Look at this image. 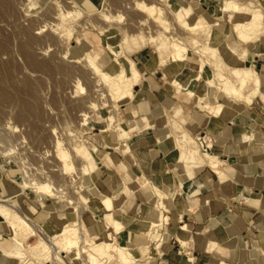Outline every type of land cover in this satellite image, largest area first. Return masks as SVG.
I'll list each match as a JSON object with an SVG mask.
<instances>
[{
  "label": "bare ground",
  "instance_id": "1",
  "mask_svg": "<svg viewBox=\"0 0 264 264\" xmlns=\"http://www.w3.org/2000/svg\"><path fill=\"white\" fill-rule=\"evenodd\" d=\"M146 1L134 0V2H130L132 4L129 8L141 13V17L137 16L138 21L136 17L135 20L131 21L132 24L134 22L138 24V26H135L138 30L129 37L132 36L137 42L138 49L148 45L153 47V53L157 57L154 55L153 58L147 61V67L155 63L156 67L151 69L152 72H156V69L168 68L161 75L163 87L166 90H172L175 94L182 92L186 99H193L191 107L193 108L192 110H195L194 115L198 116V112H203L205 115L201 125L209 128L208 130H215L218 127L217 123L221 122L218 118L225 116L228 111L235 116L240 108L250 105L254 101L264 104V87L262 86L264 70H257L254 64L246 63L249 51L258 49L262 44H260L261 39L264 37V6L261 0H208L206 1L207 3L213 2L211 12L215 15L214 18L204 12L198 1L197 4H192L188 0ZM69 2L67 1L69 4L73 3L80 13L76 14L73 10L64 12L68 18L58 22V25L61 24L60 26L55 25V27H59L55 28L56 34L61 37L64 36L69 42L74 36L73 32L76 27L82 30L85 27L84 22L81 24L77 22L80 14L82 15V11L87 14H96L103 21L110 22L108 24L111 26L114 20L117 21L121 17L104 11L101 7L104 0H69ZM41 3L42 0H29V6L26 7V4V8H24L26 10L24 11L27 14V12L40 7ZM54 3L57 4L58 2L55 1ZM52 12L54 13V11ZM223 22H229L231 26L229 29L220 31V25ZM90 24L92 27H89L96 30V34L91 40L93 43H99V35H103L104 28L92 24V20ZM114 26L117 28L118 33H115L117 35L109 38L103 35L104 39H113L114 37L120 39L116 43L107 40L104 42V48L107 50L111 62L108 60L99 61V53L92 52L90 50L91 46L87 47L83 52V60L81 61L82 65L84 61L85 67L88 68L85 69L96 79L93 85L95 83L99 84L101 87L99 89L103 90L100 95L109 97L105 101L109 107L113 108L111 109L112 111L119 110L120 106L117 102L123 100L133 102L137 95L135 87L144 82L143 73L131 56L132 51L127 50L123 44V37L126 34H124L122 29L118 28L119 25ZM145 26H147V30L143 28ZM118 35H121V37ZM84 36L85 34L82 32L77 34L80 39ZM232 36L236 39H231ZM157 49H159V52ZM66 51H64V54H66ZM31 54L25 55L30 61L29 64L35 63L37 60H33L34 57L32 59ZM162 54L163 56H161ZM253 55L261 54L257 52L253 53ZM158 56L161 57L159 58ZM74 62H78V60H74ZM39 64L40 66L42 65L41 63ZM185 66L191 72L179 79L178 76L183 73V67ZM205 66L212 71V76L204 80L208 87L214 88L211 94L206 91L199 93V90L194 91L189 87L192 81L201 79ZM65 69L68 68L66 67ZM79 80L77 79L76 82ZM79 84L76 87L80 89ZM219 95L223 96L227 102L220 101L218 99ZM231 104H234L237 108H229ZM146 109H148V106L145 98L138 101L135 105H128L126 111L132 119L126 125L123 124L125 121L122 118L117 119L114 111L107 116L105 118L106 129H103V131L112 129L116 131V127L119 124L125 128V134L122 131H118L117 135L115 134L118 140L117 144L103 145L112 150L117 151L118 149L122 156L131 154V147L127 144L129 140L127 134L133 135L132 133H134V136H136L143 131L154 130L156 127L154 121L148 118L149 109ZM80 115L83 123L88 121L87 113L84 112ZM160 118L162 121H159V123L162 122L164 126L158 128V130H163L164 132L157 135V142L162 143L171 139L169 141L171 142V148L177 150L175 166L172 169L177 173V189L182 188L186 181L195 179L197 170L205 166L216 175L219 183H225L230 179L227 160L220 158L213 151L211 142L206 141L209 150L203 149L199 135H192L189 125H187V113L184 111L182 103H172L167 110L163 111ZM142 135L140 136L141 139L143 138ZM249 140L250 135L244 133L237 138L236 143L242 151H248L251 147ZM3 141V138L1 140L0 137V146ZM61 141L58 138L55 141L56 153L54 155L59 161L57 162L60 167L57 164L54 165L58 166L57 168H59L61 175L62 173H75L74 178L76 177L80 180L76 183L78 185L74 189L69 184H66L65 178V181H62V183L57 182V184H53L52 180L50 181L47 177V179L34 178L35 176H30L28 166L26 167L25 165L23 166L24 176L18 183L26 192L46 194L56 204L62 203L63 205L64 203V207L60 210H56L52 204L48 205L46 210H44L45 212L41 214L43 217L55 214L54 220L61 223L58 230L47 229L48 225L46 222L41 225L35 223L24 214L25 212L21 211L19 206L10 201L12 199L11 195H0V217L8 228L6 234L12 242L10 245H15L14 250L11 252L12 257L17 259L25 257L21 264H46L48 262L51 264H67L63 259V254L71 252L73 253V260L80 261L82 264H137L138 258L134 255V249L131 248V245L120 244L116 237V234L122 232L124 227L129 225L133 215L126 211L123 205L124 199L129 200L133 196V188L125 182L123 176V172L127 170L126 164L121 161V170L116 173L115 181L111 184L105 179H101L99 170H94L91 163L82 160L78 166L75 165V158L80 160L84 157L83 153L77 154L80 147L64 148L61 146ZM6 151V149L0 150L1 158L8 155ZM60 179L62 180L63 178ZM71 182L73 183L74 181ZM143 184L148 188L147 191L155 197V200L152 201L154 212L149 218V225L143 232V236L147 242H155L157 245L162 244L164 242L163 238L158 237L155 232L168 222L169 217L165 213L169 209L165 203V198L169 195L165 190L157 187L149 178ZM198 185L189 190L190 195L198 193L201 188ZM239 195L240 200L244 201L251 211L260 210L259 197H248L242 192ZM98 196L100 197L99 199L96 198ZM87 202L89 205H87ZM86 209L92 214L94 221L96 219L95 213H98L97 218L99 220L97 221H101V229L104 231L102 232L105 234V239L97 240L96 236L89 233L87 224L81 218V214ZM136 227L137 224L132 226L133 231ZM111 229L113 232L110 231ZM180 230L189 231L187 224L180 226ZM31 238L33 239L31 240ZM177 241L180 248L179 253L186 251L189 246L188 239L178 235ZM143 252L150 257L151 252L148 245L145 246V251ZM185 254L187 255L186 260L194 264V256L188 251ZM216 264L229 263L220 259Z\"/></svg>",
  "mask_w": 264,
  "mask_h": 264
},
{
  "label": "rangeland",
  "instance_id": "2",
  "mask_svg": "<svg viewBox=\"0 0 264 264\" xmlns=\"http://www.w3.org/2000/svg\"><path fill=\"white\" fill-rule=\"evenodd\" d=\"M28 1L29 0H0V137L1 140L3 138V140L5 141L1 142L0 150L6 149V154H8L6 157H0V195H11L12 199H10V201L19 206L21 211L23 213L25 212L24 214L30 217L35 223L41 225L43 224V222H46L48 225L47 229L55 231L58 230L61 226V223L57 222V220H54L55 214L43 217L41 214L45 211L43 206L40 205L39 202H43L44 204L48 205L52 204L56 210L62 209L64 207V203L63 205L62 203L56 204V202L51 200L46 194H39L29 191L26 192L25 190H23L18 183L24 176V165L26 167L28 166L30 176H35L34 178L37 177L40 179H45L47 177L48 179H50V181L52 180L51 182H53V184H57V182L62 183V181L66 180V184H69L72 189H74L78 185H76V183H78V181L80 180L76 177V179L74 178V172H70L71 174L62 173L61 175L60 170H58L59 168L57 167L59 166V161L54 156L56 153L55 141L57 140V138L60 141L62 140L61 146L64 148H71L73 146L80 147V150L77 152V154L83 153L84 157L80 160H78V158H75V161L73 158V161L76 163H74L75 165L78 166V164L81 163L82 160L91 163V166L94 170H99L101 179H105L111 184L115 181L116 173L120 172V167L122 166L121 161H123L128 167L127 170L123 172L125 182H127V184H129L130 187L133 188L132 195H134L135 193L133 201L137 203L139 202V195L141 194V190L138 189L140 187H143L144 190L148 189L145 184H143L144 181L149 178L148 174H146L145 172L141 173V171L139 172L136 166H132L129 159L127 160L126 158L133 157L132 159L136 161L131 148L130 149L132 156L131 154L120 156V151L118 149L117 151L112 150L103 145L117 144V132L122 131L125 134V128L118 124V126L116 127V131L113 129L103 131V129H106L105 118L111 115L114 110L112 111L111 109L113 108L109 107V105L105 101L106 98L108 99L109 97L100 95V92H102L103 90L101 91L99 89L101 88L99 84L95 83L93 85L96 79H94V76L85 69L87 67H85L84 61L83 65L81 62L83 60V52L89 46H91L90 50L92 52L99 53V61L108 60L109 62H111V59L108 56L109 54L104 48V42L105 40H107L109 42L116 43L120 39L117 37H114L113 39H104V36L106 35L105 37L109 38L111 36L117 35L115 34L118 33L117 28H115L114 25H119L118 28L122 29L124 31V34H126L123 37V44L127 50L132 51L131 56L142 71L144 77V82L141 85L135 87L137 95L136 99L133 102L124 100L117 102V104L120 106L119 110L114 111L117 119L122 118L125 121L123 124L126 125L132 119L126 111V107L128 105H135L138 101H141V99L144 98L151 101L152 103L156 102L152 109L148 108L149 112L147 113L148 118L156 123V127L154 130H147L141 133H150L153 136L151 139H153L157 138L158 134L164 132L163 130H157L158 128L164 126L162 122L159 123V121H162L160 115L163 113V111H165V109L167 110L172 103H182L184 111L187 113V125H189V130L191 131L192 135L197 136L199 133L205 132L211 138L213 151L220 158H224L225 160L227 159L226 151L224 150V148L220 149V146H224L226 148L234 144V142L230 138L231 131H229L227 127H224V129L222 130L221 127L225 126L222 123L220 124L221 126L217 127L215 130H208L209 128L201 126L202 120L205 115L203 112H198V116L194 115L195 110H192L193 108L191 107L193 99H186L185 95L182 92L180 94H175L172 90H166L163 87L161 75L162 72H166L168 68L156 69V72H152L151 69L156 67L155 63H152L147 67V61H149L151 58H153L154 55H156L155 53H153V47L148 45L143 47L142 49H138L137 42L133 39L132 36L129 37L138 30V28L135 27L138 26V24L136 22L132 24L131 21H133V19L135 20V17L138 21V17L141 14L136 10L134 11L132 8H129V6L132 4L130 2H134V0H104V3H102L101 5L104 11L108 12L111 15L121 16L117 20L118 22L116 20L112 22V26L108 24L110 22H106L105 20L103 21L101 18L97 17L96 14H87L82 11V15L80 14L77 22L79 24L84 22L85 27L83 30L79 27H76L75 31L73 32L74 36H72V40H70V42L67 41L64 36L61 37L56 34L55 28L59 27H55V25L60 26L61 24L58 25V22H62L65 18H68L65 16L64 12L73 10V12H76V14L80 13V11L77 10L76 7H74L73 3L69 4V0H42L40 7L31 12H27L26 14V12L24 11L26 9L24 8L29 6ZM55 1H57L58 3H54ZM67 1L69 3H67ZM188 1L192 4H197L198 1L199 6L204 10L206 14H208L211 18L215 17V15H213V13L211 12L213 2L207 3L206 1L208 0ZM261 2L264 6V0H261ZM26 4L27 6L25 7ZM131 9L133 10V12ZM52 11H54V13H57L54 14ZM87 19H89L90 21ZM91 20L92 24L104 28V36L99 35L100 44L97 42L93 43L91 40L96 34V30L89 27L91 26ZM87 22L89 23V25H87ZM230 26L231 24L229 22H223L222 28L229 29ZM145 27L143 28L147 30V26ZM80 32L85 34V36L81 39L77 37V34ZM118 36L121 37V35ZM234 38V36L231 37V39ZM260 44L261 45L258 49L249 51L250 53L248 55L246 63L254 64L257 70L262 71L264 69V37L261 39ZM223 47L222 50L224 51ZM29 49L30 51H28ZM66 49L68 50L66 51ZM64 51H66V54H64ZM157 51L159 52V49H157ZM257 52L258 54H261L257 55L258 57L256 55H253V53L255 54ZM26 53L28 55L29 53H32V59L33 57V60L37 59L35 63H30L32 64V67L29 66L30 61L29 59H27V56H25L27 55ZM161 56H163V54ZM161 56L158 57L160 58ZM74 60H78V62H74ZM39 63H41L42 65L40 66ZM121 63L123 64L122 61ZM66 67L68 69H65ZM190 72L191 70H189V68L185 66L183 67V73L180 74L178 78H183ZM211 76V69L205 66L202 72L201 79L198 81H192L189 87L194 91L199 90V93H203L206 91L211 94L213 93L214 88L208 87L204 83V80ZM76 78L80 80L76 82ZM78 83H80V89L76 87L78 86ZM157 93L159 94V96H157L158 100H155V95H158ZM218 99L220 101H224V98L221 97V95L218 96ZM90 102L93 104H91ZM128 102L130 103L128 104ZM230 106L231 107L229 108H237V106H235L234 104H231ZM262 107V102L254 101L252 104L240 109L243 112H250L252 110L255 111V109H257L259 112H262ZM84 112L87 113L88 121L83 123L81 121L82 116L80 114ZM243 112H241L240 116H242ZM229 113L230 112L228 111L225 114V117H227ZM132 134L133 135L127 134V137L129 138V140L127 141L128 146H130L129 144H132L138 137V135L134 136L135 134ZM258 138H260L264 142V127L259 131ZM170 140H166L165 143H167L171 148V142H169ZM151 142H155V140ZM121 146L123 147V145ZM176 157V149L172 151V154H169L165 157L167 163L166 166L168 169V177L172 181H170L172 183L171 186H173L168 191H165L173 194V197L171 196L172 198H169V196H167L165 198V203L169 209V211L165 213L169 217L168 222L164 225V227L158 228V230L155 232L158 237L163 238V246L159 248L161 244L157 245L155 242L153 243L151 241H148V246L151 252L150 256L152 258H156L161 254H163L164 257H172L174 253L177 252V237L175 235H171L170 237H168L167 234L164 233L165 230H170L171 228H179V226L183 225V223H178L176 225L177 227L171 226V223L173 221H182V213L187 212V204L182 202L180 193H188L189 190H191L190 188L197 186L198 183L203 182L204 179L209 177L207 173L209 172L208 168L206 166L202 167L201 169L197 170V176L195 179H193L192 181H186L182 188L177 189V173L172 170L175 166ZM227 162L230 163L231 160ZM242 163H244L243 160H240L239 164L241 165ZM54 164H57L58 166L56 167ZM128 164L131 167L128 166ZM128 169L133 171L135 174L141 175L140 181H138L139 178H133V176H131V174L128 172ZM211 174L215 176L214 173ZM60 178L63 179L61 180ZM70 181L74 182L70 183ZM217 185L218 189H220V193H222L221 198H224L223 195L227 194L228 191L243 190L245 189V187L246 190L244 191V193L246 196L251 197L254 195L251 193V188V191L248 190V181H246L245 178H243L238 172L235 173L234 176H231L230 180L225 184ZM200 191L202 192L203 190L201 189ZM220 193L218 192L217 194L219 195ZM257 196L260 197V195ZM96 198L99 199L100 197L98 196ZM128 202L129 200L124 199L123 205L125 206V208L127 207ZM87 205H89L88 202ZM184 206L185 208H183ZM197 207L198 208H196L195 210L198 213L200 208L198 205ZM241 207L242 208L239 210V212L243 213L244 216H247L248 213H251V210L248 208L246 203L242 204ZM151 209L152 207H150L149 210ZM140 212H143V210H141ZM140 212H138L137 209L135 214L132 215L129 225H126L120 234H116V237L118 238L119 243L122 245L128 244V241L130 240L131 243L129 244H132L131 248L134 249V255L139 260H143V258L147 256H142V254H140L136 250L138 244H144V240L140 238V234L138 235V233H143L147 229L149 225V219L146 223L138 222V215L140 214ZM97 214L98 213H95V221L92 218V214L87 209L81 214V218L84 223H86L87 225L92 223V226H88L89 232L92 234L101 229V221H97L99 220L97 218ZM45 218H47V220H45ZM194 222L193 220H185V223H187L188 229L190 231L189 234H193V236H196L198 235L197 229H195L194 227L197 226V222ZM246 222L247 223L245 224V227H249V229H246L245 235L242 236L241 239H239L240 250L238 252V255L234 257L227 256L225 258H222V260L228 262L229 264H249L252 259H257L259 261L258 264H264V252L262 251V245H259V247L257 246L258 251H248V245L256 241L257 234L255 230L251 229L254 221H252V219H249V221L247 220ZM136 224L137 227L133 231L132 226ZM5 225L6 224L0 217V251L4 253L3 256L0 252V264H21L22 260H25V257L20 259L12 257L11 252L14 250L15 245H10L12 242L10 240V237L6 234L8 228ZM217 226L218 233L217 235H215V237L217 240L225 242V228H222L221 225ZM129 230L133 232L131 237H129ZM110 231L113 232L112 229ZM162 233L164 234V237ZM104 236L105 234L100 233V235L96 236V238L97 240L105 239ZM32 239L33 238H31V240ZM169 249H171V251H169ZM193 249L197 251V246H193V248L192 246H189L188 251H191L193 255L196 254L197 259L194 260L195 262H197L196 264H215V260L221 259L219 258V256L217 257V255H214L210 258L207 257V259H201V253H193ZM159 250L161 254L158 252ZM63 256V259L67 264H82L80 261L73 260V253L71 252H66L63 254ZM186 256L187 255H183V253L179 254L173 264H184ZM151 261H153V259H151L150 262ZM46 264L51 263L48 262ZM137 264H140V262L137 261Z\"/></svg>",
  "mask_w": 264,
  "mask_h": 264
},
{
  "label": "crops",
  "instance_id": "3",
  "mask_svg": "<svg viewBox=\"0 0 264 264\" xmlns=\"http://www.w3.org/2000/svg\"><path fill=\"white\" fill-rule=\"evenodd\" d=\"M222 27H223V23H221L220 25V31H224ZM262 83H263L262 86L264 87V77H262ZM157 96H159V94L155 95V100H158ZM223 100L224 102H227L225 98ZM146 101L149 109H152L156 104V102L152 103L147 99ZM262 108H263L262 111L263 113L261 111L259 112L257 109H255V111L252 110L250 112L249 111L243 112L240 109L238 113L235 116H233L231 115L230 112L227 117L225 116L219 117L218 119L221 122L217 123L218 127L221 126L220 125L221 123L225 125L221 127L222 130L224 129V127H227L228 130L231 131L230 138L234 142L233 145H230L226 148L224 146H220V149L224 148V150L227 153L226 160L227 161L231 160V162L228 163L229 177L234 176V174L237 172L240 173V175L243 178H245L246 181H248V187H249L248 190L251 191L252 189L251 193L254 195L251 197H258L257 195H260L259 199L262 209L260 208V211L255 209L254 211H251V213L247 214L248 217L244 216L243 213L239 212V210L242 208L241 205L244 204L245 202L240 200L239 194L240 192L244 193L246 187L243 190L228 191L227 194L223 195L224 198H221L222 193H220V189H218L217 184H225L227 181L225 183H219L216 175L215 176L212 175L211 173L213 172L208 169L209 172L207 173L209 177L204 179L203 182L198 183L201 186V188L199 189V192L197 194L190 195L189 192L180 193L181 195L180 198H182V202L187 204L186 205L187 212H183L181 215L183 222L181 220H177V222L173 221L171 223V226L175 227L178 223L187 224L185 223V220H193V222L194 221L197 222V226L194 228L197 229L198 235L193 236V234L192 235L189 234L190 231H186V232L181 231L180 226L179 228H175V229L171 228L170 230H165L164 234H167L168 237H170L171 235H175L176 237L180 235L188 239L189 246H192V248L193 246H197V251L193 249V253L196 252L201 253L200 254L201 259L202 258L207 259V257L210 258L213 257L214 255H217V257L219 256V258L221 259L227 256H232V257L237 256L240 250L239 239H241L242 236L245 235L246 229H249V227H245V224L247 223L246 221L247 220L249 221V219H252V221H254V224L252 225L251 229L255 230L257 234L256 235L257 238L255 242L248 245V247L250 246L249 248L247 247L248 251L250 250L258 251L257 246L259 247V245H262V251L264 252V238H263L264 212H262L264 210V194H263L264 193V142L260 138H258L259 131L261 130V128L264 127V104ZM240 111L243 112L242 116H240L241 114ZM244 133L250 135L249 142L251 143V147L248 151H242L239 145L236 143L237 138L241 137ZM141 135L142 134L138 135L135 141L132 144H129L131 146L136 161H133L132 158H128V157L126 158L127 160L129 159L132 166H136L139 172L141 171V173L145 172L146 174H148L149 178L152 179L151 181L157 187H159L162 190L168 191L173 186H171L172 183L170 182L171 180L168 177V171H167L168 169L166 166L167 163L165 157L168 156L169 154H172L173 149L170 148L168 144L165 142L158 143L156 140L157 138L151 139L153 136L150 133L145 132V134L142 135L143 137L142 139L140 137ZM154 140L155 142H151ZM240 160L241 161L243 160L244 162L241 165L239 164ZM128 166L130 165L128 164ZM128 172L131 174V176H133V178H139L138 181H140L141 175L135 174L133 171L129 169ZM201 189L203 190L202 192L200 191ZM138 190H141V194L139 195V202L137 203L133 201V198L135 196L134 193V195L129 199L130 203L128 202L127 207L125 208L124 206V209L129 213H132L133 215L135 214L137 209L138 212L143 210V212H140V214L138 215L139 221L138 220L137 221L146 223L154 212L152 201H154L155 197L152 196L147 190H144L143 187H140ZM167 191L166 193L169 196L173 195ZM218 192L220 193L219 195L217 194ZM39 204L42 205L43 208H45L44 210H46L48 204H44L43 202H39ZM197 205L200 208L198 213L195 210L196 208H198ZM150 207H152L151 210H149ZM183 208H185V206ZM259 212L263 214L261 215V213ZM217 225H221L222 228H225V235H226L225 242L219 241L215 237V235H217L218 233ZM88 226H92V223L88 224L87 228ZM102 231L103 230L100 229L96 233L93 234H91L90 232L89 233L93 236H98L100 233L104 234L103 233L104 231L103 232ZM132 233H133L132 231L129 232V237H131ZM139 234H140V238L144 240V244H138L136 250L137 252L142 254V256L145 255L147 256L143 258V260L138 259L140 264H173V262H175L176 257L179 254H182L179 253L180 248L178 245L177 252H175L172 257H164L163 254L160 253V250L158 252L161 255H159L158 257L156 258H152L151 256L148 257V255L145 254V252H143L145 251V246L148 245V242L145 240L143 233H138V235ZM128 242L131 243L130 240ZM130 245L132 246V244ZM161 246H163V244H161L159 248ZM189 246L187 247L186 251H188ZM169 251H171V249H169ZM186 251H183V255H186L185 254ZM188 252L192 254L191 251ZM1 254L4 256L3 252H1ZM193 256H194V260L197 259L196 254H194ZM149 259L150 260L153 259V261L150 262ZM219 260L220 259L215 261L218 262ZM256 260L257 259L254 260L252 259L249 264H258L259 261ZM191 263L192 262H188L185 258L184 264H191ZM196 263L197 262L194 261V264Z\"/></svg>",
  "mask_w": 264,
  "mask_h": 264
},
{
  "label": "built area",
  "instance_id": "4",
  "mask_svg": "<svg viewBox=\"0 0 264 264\" xmlns=\"http://www.w3.org/2000/svg\"><path fill=\"white\" fill-rule=\"evenodd\" d=\"M198 135H199V140L202 142V148L206 150L209 149V147H207L206 145V141L211 142V138L205 132L199 133Z\"/></svg>",
  "mask_w": 264,
  "mask_h": 264
}]
</instances>
